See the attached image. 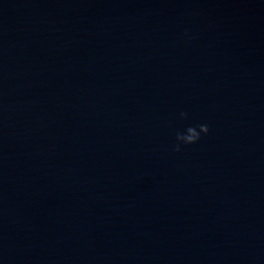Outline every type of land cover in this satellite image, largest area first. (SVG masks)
Masks as SVG:
<instances>
[{"label":"water","instance_id":"obj_1","mask_svg":"<svg viewBox=\"0 0 264 264\" xmlns=\"http://www.w3.org/2000/svg\"><path fill=\"white\" fill-rule=\"evenodd\" d=\"M0 264H264V0H0Z\"/></svg>","mask_w":264,"mask_h":264},{"label":"clouds","instance_id":"obj_2","mask_svg":"<svg viewBox=\"0 0 264 264\" xmlns=\"http://www.w3.org/2000/svg\"><path fill=\"white\" fill-rule=\"evenodd\" d=\"M184 35L187 36V32H185ZM179 116L181 119H187L188 113L185 111H181L179 113ZM208 131L209 127L207 123L188 125L183 129V131H176V143L173 145V151L179 152L181 150V144L188 145L196 143L201 138V134L206 135Z\"/></svg>","mask_w":264,"mask_h":264}]
</instances>
